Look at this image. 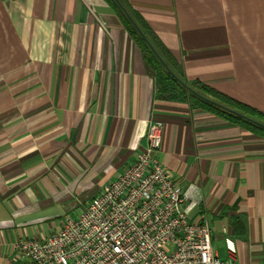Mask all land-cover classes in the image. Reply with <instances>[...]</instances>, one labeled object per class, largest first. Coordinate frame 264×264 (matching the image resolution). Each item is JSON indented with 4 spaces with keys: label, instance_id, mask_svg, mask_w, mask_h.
Listing matches in <instances>:
<instances>
[{
    "label": "crops",
    "instance_id": "obj_1",
    "mask_svg": "<svg viewBox=\"0 0 264 264\" xmlns=\"http://www.w3.org/2000/svg\"><path fill=\"white\" fill-rule=\"evenodd\" d=\"M127 2L189 83L264 115V0ZM149 123L162 129L159 161L197 187L217 255L228 235L227 264H264V134L156 98L107 0H0V264H15L20 239L56 233L132 160Z\"/></svg>",
    "mask_w": 264,
    "mask_h": 264
},
{
    "label": "built area",
    "instance_id": "obj_2",
    "mask_svg": "<svg viewBox=\"0 0 264 264\" xmlns=\"http://www.w3.org/2000/svg\"><path fill=\"white\" fill-rule=\"evenodd\" d=\"M162 129L149 123L132 160L108 172L100 190L60 229L42 240L14 244L15 264H227L236 249L224 237L227 259L212 246L207 217L195 213L200 194L183 186L157 158ZM227 233V229L223 228Z\"/></svg>",
    "mask_w": 264,
    "mask_h": 264
},
{
    "label": "trees",
    "instance_id": "obj_3",
    "mask_svg": "<svg viewBox=\"0 0 264 264\" xmlns=\"http://www.w3.org/2000/svg\"><path fill=\"white\" fill-rule=\"evenodd\" d=\"M109 4L113 7L115 12L121 18L124 26L127 31L131 35L133 41L138 42L139 50L144 59V68L145 72L148 76H150L153 80V92L156 98L165 99V100H177L192 103L196 107H202L207 110H211L214 113L228 118L236 123H239L241 126L251 127L260 133L264 134V127H261L247 119H244L232 112H229L223 108H220L217 105H214L197 95H195L192 91L183 87L179 84L173 76L164 68V66L157 59L155 54L151 51L148 44L142 39L136 28L133 26L127 15L123 12V10L119 7V5L115 2V0H107ZM122 5L124 6L126 12L129 16L135 21L144 35L147 37L149 42L153 45L159 55L162 57L166 65L188 86L197 91L199 94L212 99L226 107H229L233 110H236L246 116L253 118L259 122L264 123V115L260 112L226 96L221 94L220 92L210 88L206 84L202 82H192L189 83L183 75V70L181 65L172 57V55L166 50L162 44L159 42L157 37L153 36L150 32L149 28L143 22L138 13L132 9V7L128 4L127 0H120ZM239 225V222H236ZM234 224L233 226H235ZM240 228V227H239Z\"/></svg>",
    "mask_w": 264,
    "mask_h": 264
},
{
    "label": "water",
    "instance_id": "obj_4",
    "mask_svg": "<svg viewBox=\"0 0 264 264\" xmlns=\"http://www.w3.org/2000/svg\"><path fill=\"white\" fill-rule=\"evenodd\" d=\"M115 2L119 5V7L123 10V12L127 15V17L129 18V20L131 21V23L133 24V26L136 28V30L138 31V33L140 34V36L142 37V39L148 44V46L150 47L151 51L155 54V56L157 57V59L160 61V63L164 66V68L173 76V78L179 83L181 84L183 87L187 88L188 90L192 91L195 95H197L198 97L219 106L220 108H223L229 112H232L244 119H247L261 127H264V123L259 122L253 118H250L248 116H246L245 114H242L236 110H233L229 107H226L212 99H209L201 94H199L197 91H195L194 89H192L190 86H188L185 82H183V80H181L164 62V60L162 59V57L159 55V53L156 51V49L153 47V45L149 42V40L147 39V37L144 35V33L141 31V29L138 27V25L135 23V21L129 16V14L126 12L124 6L122 5V3L120 2V0H115Z\"/></svg>",
    "mask_w": 264,
    "mask_h": 264
},
{
    "label": "rangeland",
    "instance_id": "obj_5",
    "mask_svg": "<svg viewBox=\"0 0 264 264\" xmlns=\"http://www.w3.org/2000/svg\"><path fill=\"white\" fill-rule=\"evenodd\" d=\"M135 46L139 49V45H138V42L135 41ZM141 52V51H140ZM142 55V54H141ZM142 60H143V65H144V59H143V56H142Z\"/></svg>",
    "mask_w": 264,
    "mask_h": 264
}]
</instances>
